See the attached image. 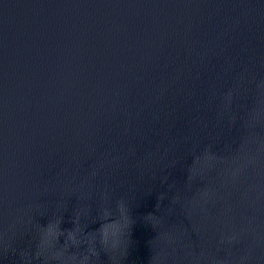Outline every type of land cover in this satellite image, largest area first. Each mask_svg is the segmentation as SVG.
Instances as JSON below:
<instances>
[{"label":"water","instance_id":"95a60500","mask_svg":"<svg viewBox=\"0 0 264 264\" xmlns=\"http://www.w3.org/2000/svg\"><path fill=\"white\" fill-rule=\"evenodd\" d=\"M0 264H264V0H0Z\"/></svg>","mask_w":264,"mask_h":264},{"label":"clouds","instance_id":"9594fccd","mask_svg":"<svg viewBox=\"0 0 264 264\" xmlns=\"http://www.w3.org/2000/svg\"><path fill=\"white\" fill-rule=\"evenodd\" d=\"M69 232H71V231H69ZM39 255V254H38ZM85 258H88L87 256H85Z\"/></svg>","mask_w":264,"mask_h":264}]
</instances>
